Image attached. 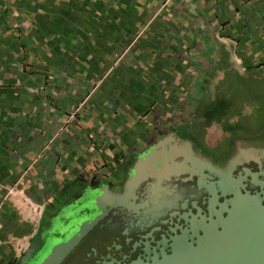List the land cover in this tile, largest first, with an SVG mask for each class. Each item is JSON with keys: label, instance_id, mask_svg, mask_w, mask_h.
<instances>
[{"label": "crops", "instance_id": "0c3cea01", "mask_svg": "<svg viewBox=\"0 0 264 264\" xmlns=\"http://www.w3.org/2000/svg\"><path fill=\"white\" fill-rule=\"evenodd\" d=\"M223 64L264 80V0H0V264L32 209L114 196L150 147L229 111Z\"/></svg>", "mask_w": 264, "mask_h": 264}, {"label": "flooded vegetation", "instance_id": "af4514ba", "mask_svg": "<svg viewBox=\"0 0 264 264\" xmlns=\"http://www.w3.org/2000/svg\"><path fill=\"white\" fill-rule=\"evenodd\" d=\"M252 122H246L247 129L242 124H232L229 130L217 133L209 141L205 135L178 128L173 132L172 147L183 150L176 160L179 175L161 183L148 176L132 188L131 175L126 170L124 179L110 186L127 198H122L118 206L105 205L99 212L88 206L95 196L84 190L73 201L63 203L56 213L44 215L40 229L15 263L104 264L153 256L169 245L171 238L179 234L180 228H186L193 217H205L210 209L219 210L222 199L216 198L219 192L210 191L212 184L216 187L227 179L236 186L246 183L251 192L259 191L264 158L246 152L264 149V121ZM239 130L251 139H239ZM237 153L240 158L233 163ZM161 164L162 161H156L151 169L160 168ZM77 226L82 229L79 238L73 239ZM61 245L56 258L47 260L50 249ZM40 252L42 257L37 255Z\"/></svg>", "mask_w": 264, "mask_h": 264}, {"label": "water", "instance_id": "95a60500", "mask_svg": "<svg viewBox=\"0 0 264 264\" xmlns=\"http://www.w3.org/2000/svg\"><path fill=\"white\" fill-rule=\"evenodd\" d=\"M173 142V136H168L150 147L151 150L135 164L129 186L135 188L148 176L161 183L179 175L180 167L176 160L183 150L172 147ZM246 153L264 158V149H249ZM239 158L240 154L237 153L233 163ZM159 160L162 161L161 167L151 169V165ZM260 175L263 181L259 184V191L251 192L246 183L239 182L236 186L227 179H223L216 187L212 184L210 191L219 192L216 198L222 199L218 204L219 210L210 209L205 217H193L186 228H180L179 234L171 238L169 245L154 252L153 256L131 262L111 261L104 264H264V169ZM97 193H102V190ZM215 194H212L214 199ZM124 197L127 198L119 194L112 197L98 195L88 206L99 212L105 205H120ZM77 228L73 239L79 238L77 235L82 228ZM62 246L52 247L47 260L55 259ZM37 255L42 257L41 252Z\"/></svg>", "mask_w": 264, "mask_h": 264}, {"label": "rangeland", "instance_id": "374dc122", "mask_svg": "<svg viewBox=\"0 0 264 264\" xmlns=\"http://www.w3.org/2000/svg\"><path fill=\"white\" fill-rule=\"evenodd\" d=\"M219 75L223 83L225 79H230L228 84L222 83L224 86H221V93L222 96H224L223 99L229 101V103L225 102L224 105L228 106L230 110L225 113H218L216 118L212 120L206 121L202 119L201 124L193 129V134L205 135L208 141L217 136V133L229 130L228 128H231L232 124H242L243 128L247 129L246 122H248V120L249 122L251 121V123H253L252 121H256L258 124L264 121V80H257L252 76H240L232 70H226L224 64L220 67ZM236 112L240 114L236 116ZM226 114L228 117L224 116ZM222 128L224 129L222 130ZM237 135L239 139L244 141L251 139V137L246 134H242V130L238 132ZM78 194L79 193H75L73 196L69 195L65 200L48 202L44 208H42L43 210L41 212L32 209L30 216L32 221L31 239L34 237L35 232L40 229L45 214L56 213L60 210V207L63 206V203L73 201L77 198ZM13 264L19 263L14 262Z\"/></svg>", "mask_w": 264, "mask_h": 264}]
</instances>
